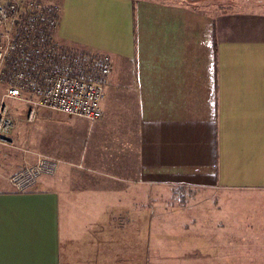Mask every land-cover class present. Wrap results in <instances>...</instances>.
<instances>
[{"label": "crops", "instance_id": "1", "mask_svg": "<svg viewBox=\"0 0 264 264\" xmlns=\"http://www.w3.org/2000/svg\"><path fill=\"white\" fill-rule=\"evenodd\" d=\"M37 1L57 9L60 48L107 55L110 69L99 119L49 126L51 176L19 193L8 182L18 164L0 171V264H73L76 243L80 260L96 256L89 235L138 225L162 190H209L216 214L236 193L264 196V0L206 9L181 0ZM211 226L173 225L167 233L177 240L148 242L141 263L264 264V227ZM112 259L102 252L105 264ZM120 260L139 264V253Z\"/></svg>", "mask_w": 264, "mask_h": 264}, {"label": "built area", "instance_id": "2", "mask_svg": "<svg viewBox=\"0 0 264 264\" xmlns=\"http://www.w3.org/2000/svg\"><path fill=\"white\" fill-rule=\"evenodd\" d=\"M57 17L37 0L0 1V73L7 80L0 95V147L10 143L13 122L7 100L28 104L25 121L36 108L93 122L100 118L107 55L89 56L59 51L53 34ZM58 160L39 155L8 177L16 192H25L41 176H51Z\"/></svg>", "mask_w": 264, "mask_h": 264}, {"label": "rangeland", "instance_id": "3", "mask_svg": "<svg viewBox=\"0 0 264 264\" xmlns=\"http://www.w3.org/2000/svg\"><path fill=\"white\" fill-rule=\"evenodd\" d=\"M181 1L193 3L200 9H206L209 7V3L212 6L221 0ZM47 8L57 13V9ZM57 48L61 52L66 51L65 48H60L59 46ZM7 78L6 70L3 69L0 73V95L5 88ZM6 103L13 126L8 133L10 143L0 147V152L4 154V158L0 162V171L7 170L17 164V166L22 167L25 164L32 163L39 155L52 157L48 150L43 148L44 145L53 143V141L49 140L51 135L49 126H66L71 118L54 111L38 109L40 108L38 107L36 108L34 120L26 122L25 113L29 107L28 104L14 100H7ZM53 133L56 134L55 138H57L58 131ZM56 142L54 141V146ZM159 194L154 201L145 203L148 214L146 217L139 215L138 225L129 222L118 225H122V227L102 226L100 229L103 233L89 235L90 240L87 239L88 235H84L92 250L96 249V256L91 255L88 250L84 259L80 260L82 252L76 243L73 264H93L94 261L97 264H101V262L105 264V260H102V252L106 253L108 258L113 257L110 264H126L125 260H120V256L124 259L127 253L135 254L136 252L139 253V264H146V262L141 263L140 259L145 254L148 242L177 240V236H174L175 239H171L172 236L167 233L168 229H171L173 225H196V229H199V226H214L217 221H220L224 227L226 225L229 227L233 226L235 231L247 229L248 227L255 229L264 227V196L259 193L253 192L247 195L236 193V200L228 203L218 202L220 207L227 204V209L220 208L218 214L215 212L217 210L214 209V202L210 199L211 193L209 190L170 188L164 190V192L162 190ZM151 203H153V206ZM120 230L122 231L119 232ZM245 236L247 237L248 235ZM193 237L195 241H210L208 234H194ZM240 238V235H236V240H240ZM242 240L245 241V239Z\"/></svg>", "mask_w": 264, "mask_h": 264}, {"label": "trees", "instance_id": "4", "mask_svg": "<svg viewBox=\"0 0 264 264\" xmlns=\"http://www.w3.org/2000/svg\"><path fill=\"white\" fill-rule=\"evenodd\" d=\"M53 14H54L56 17H58L56 12H53Z\"/></svg>", "mask_w": 264, "mask_h": 264}]
</instances>
